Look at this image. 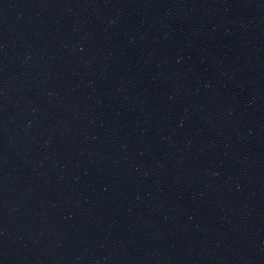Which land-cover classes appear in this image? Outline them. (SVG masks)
I'll return each mask as SVG.
<instances>
[{
    "label": "water",
    "instance_id": "obj_1",
    "mask_svg": "<svg viewBox=\"0 0 264 264\" xmlns=\"http://www.w3.org/2000/svg\"><path fill=\"white\" fill-rule=\"evenodd\" d=\"M0 264H264V0H0Z\"/></svg>",
    "mask_w": 264,
    "mask_h": 264
}]
</instances>
